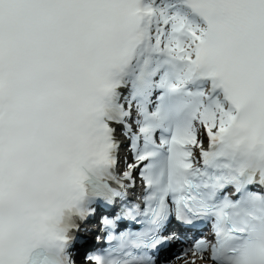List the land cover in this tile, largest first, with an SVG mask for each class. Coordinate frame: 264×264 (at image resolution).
<instances>
[{"label":"snow or ice","instance_id":"6c2138e0","mask_svg":"<svg viewBox=\"0 0 264 264\" xmlns=\"http://www.w3.org/2000/svg\"><path fill=\"white\" fill-rule=\"evenodd\" d=\"M173 246L264 264V0H0V264Z\"/></svg>","mask_w":264,"mask_h":264},{"label":"bare ground","instance_id":"6f19581e","mask_svg":"<svg viewBox=\"0 0 264 264\" xmlns=\"http://www.w3.org/2000/svg\"><path fill=\"white\" fill-rule=\"evenodd\" d=\"M172 264H181V262L178 260H175L174 262H172Z\"/></svg>","mask_w":264,"mask_h":264}]
</instances>
